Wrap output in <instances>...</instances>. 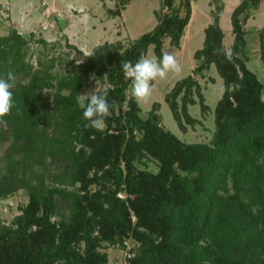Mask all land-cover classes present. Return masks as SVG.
<instances>
[{"label":"trees","instance_id":"trees-1","mask_svg":"<svg viewBox=\"0 0 264 264\" xmlns=\"http://www.w3.org/2000/svg\"><path fill=\"white\" fill-rule=\"evenodd\" d=\"M130 1L117 0L109 11L120 15ZM193 1L163 0L160 20L126 45L105 41L86 54L69 42L83 61L72 56L60 72L52 70L54 59H40L38 67L30 60L33 31L11 26L0 32V75L12 71L17 78L14 107L0 124V146L6 144L0 201L21 187L29 190L21 212L0 225V264H108L102 245L127 238L136 243L125 264H256L264 251V81L241 52L257 0H241L232 11V62L214 54L227 47L220 21L225 2L212 0L213 19L194 52L193 73L166 94L185 129V122L198 120L190 104L209 108L200 77L215 63L225 88L210 140L186 141L166 128L158 101L144 114L121 69L150 44L160 58L166 36L180 46ZM91 76L109 85L111 115L102 132L85 127L76 103ZM149 159L158 170L149 168ZM45 162L61 165L60 175L74 188L33 182L28 171Z\"/></svg>","mask_w":264,"mask_h":264},{"label":"rangeland","instance_id":"rangeland-1","mask_svg":"<svg viewBox=\"0 0 264 264\" xmlns=\"http://www.w3.org/2000/svg\"><path fill=\"white\" fill-rule=\"evenodd\" d=\"M5 0H0V17L6 16V13L2 10L1 4ZM51 1V0H49ZM63 5L68 9L70 5L76 8L80 4H84L90 9L92 18L89 20L91 23L87 28H79V34L76 37L91 47L87 51L81 48L86 54L91 53L94 48L105 41H121L123 44H128L131 39L138 37L143 32L148 31L154 27V25L160 20L162 12L164 10L163 0H131L126 5V9L122 11L121 15H115L109 11L110 8L116 7L117 0H60ZM212 0H195L192 9V19L186 27V31L190 32L189 38L183 35V42L181 47L170 43L169 36L164 39L163 49L164 51H172L180 62L182 71L180 73H169L163 79H157L152 82V94L151 96L141 104L143 113L146 114L152 107L155 101L160 103L159 111L161 113L163 125L176 133L179 137L186 141H208L213 135L215 128L214 109L218 99L221 97L225 83L215 63L211 64V67L206 70V76L200 77V81L203 85V90L206 96V102L209 105L205 111H202L201 104L195 102L189 105V110L193 116L198 118L194 123L185 122L186 128L180 127L177 119L173 114V110L166 100V94L174 87L175 83L182 77L193 73L194 67L197 64V59L194 56L196 49L202 47L205 31V26L209 23V14L211 13ZM226 5L222 11L221 25L225 32L224 42L228 49L232 48L234 41V34L232 32L231 14L237 0H225ZM12 8L9 12L12 15V22L17 21L20 25L22 18V9L25 0H10ZM44 0H28L29 6L28 18L32 19V23L29 27L40 28L43 30L41 33L38 30L33 31V39L31 42V57L30 60L34 63L35 67L40 66L39 60L43 62L51 63L52 59L55 60L52 70L54 72H60L63 67L68 66L67 61L72 56L78 57L77 62H82L80 54L75 49L69 46L73 43L70 38L64 35H58L56 38H47V34L53 33L55 30L53 27L54 16L50 18L49 14L43 12L42 6ZM72 12H75L71 9ZM94 13H97L94 15ZM69 14V13H68ZM4 15V16H3ZM59 15V14H58ZM61 15V14H60ZM83 19V18H82ZM4 19H0V32L6 33L9 31L11 25L3 26ZM84 20V19H83ZM45 22L50 26L44 30ZM103 24L106 29L103 28ZM207 22V23H206ZM96 23L95 28L92 24ZM47 25V24H46ZM245 27L247 28V45L243 48L241 55L246 57L247 63L251 69H253L258 77L264 81V65L260 57V32L264 27V0H260V6L253 8L249 17L246 20ZM29 29V28H27ZM29 31L28 33H30ZM88 35V36H87ZM264 35V32H263ZM51 37V36H48ZM46 40V42L43 41ZM70 42V43H69ZM75 44V43H73ZM77 45V44H76ZM78 46V45H77ZM79 47V46H78ZM70 52V54H69ZM146 54H150L156 57L154 44H150ZM79 55V56H78ZM29 57V56H28ZM94 76L90 77L88 90L91 91L96 85ZM101 83L103 82L100 78ZM83 92V93H84ZM0 146V170H6V159L3 157V151L5 148ZM149 168L158 170V162L155 159L147 160ZM61 164V163H60ZM62 166L59 164L40 163L31 168L27 176L32 179L33 182H44L48 185H57L68 189H73L74 185L68 184L66 180H63L61 174ZM80 183H77V185ZM232 182L229 183L230 191H233ZM252 190L250 193H254ZM249 193V187L244 189V195ZM122 196H125L124 192H120ZM29 199V190L27 187H21L17 189L13 194L0 201V225L9 224L13 221L14 217L21 212V205L26 203ZM62 210L66 211L67 206H62ZM136 240L133 238H127L124 244L120 243H107L102 245V249L108 252V264H125L129 256L134 254L133 245ZM256 264H264V251L257 259Z\"/></svg>","mask_w":264,"mask_h":264},{"label":"clouds","instance_id":"clouds-1","mask_svg":"<svg viewBox=\"0 0 264 264\" xmlns=\"http://www.w3.org/2000/svg\"><path fill=\"white\" fill-rule=\"evenodd\" d=\"M214 54L223 55L232 62L234 53L223 46L214 50ZM11 59L8 63L11 64ZM124 77L128 80L131 96L137 104L145 102L152 94V82L165 78L169 73H180L182 67L172 51L161 50V57L156 58L150 54H141L135 63L129 60L121 62ZM16 75L8 71L0 75V124L7 123L4 117L11 113L14 107L13 92ZM96 87L92 91L78 93L76 103L83 112L87 124L86 128L104 131L106 119L111 115V104L108 100L109 85L96 79Z\"/></svg>","mask_w":264,"mask_h":264},{"label":"crops","instance_id":"crops-1","mask_svg":"<svg viewBox=\"0 0 264 264\" xmlns=\"http://www.w3.org/2000/svg\"><path fill=\"white\" fill-rule=\"evenodd\" d=\"M10 1V0H9ZM27 1L28 0H25V4H23V9H22V18H21V22L20 25H18L17 21L15 22H12L13 19H12V15L10 13L9 15V12L11 11V9L6 13V16H4L3 18L0 17V19H4L2 20L3 21V26L6 27L8 25H11V26H15L19 29H21L24 33H27L29 31H35V30H38L40 31L41 33H43V30L40 28H31L29 27L30 24L33 22L31 18H28V5H27ZM195 1V0H194ZM193 1V3H194ZM241 0H237L236 3H235V6L240 2ZM131 2V1H130ZM129 2V3H130ZM225 2V5H226V1L224 0ZM128 3V4H129ZM212 3V1H211ZM257 7H253V8H258L260 6V0H257ZM43 4H45L46 7L42 6L43 8V12H46V14H49L50 15V18L52 16L55 17V19L52 21L53 22V27H54V31L53 33L51 34H47V38H56L58 37V35H64L66 34L70 40L77 44L80 48H83L84 50H88L89 48H91L87 43V39L85 42L81 41V40H78L79 38L76 37V34H79L80 32V29L79 28H87L88 26L91 25V23L89 22V20L92 18V13L90 12V9L88 7H86L84 4H80L77 8L73 5H70L68 6L69 8L67 9L65 7V5L62 4V2L60 0H44ZM234 6V7H235ZM225 7V6H224ZM11 8H12V5H11ZM213 8H214V4L212 3V8H211V13L209 14V21L207 22H211L212 19H213V15H212V11H213ZM251 8V11L252 12V9ZM71 9L75 12H72ZM126 9V7L124 8ZM123 9V10H124ZM224 9V8H223ZM234 9V8H233ZM122 10V11H123ZM223 11V10H222ZM233 11V10H232ZM69 13V14H68ZM59 14V15H58ZM61 14V15H60ZM97 13H94V15H96ZM122 14V13H121ZM120 14V15H121ZM84 20H83V19ZM191 19H192V15H191ZM190 19V21H191ZM221 20H222V15H221ZM220 20V21H221ZM232 21V20H231ZM206 22V23H207ZM190 23V22H189ZM208 23V24H209ZM47 24V25H46ZM207 24V25H208ZM95 28L97 27V24L96 23H93L92 24ZM206 25V26H207ZM10 26V27H11ZM104 29H106V26L103 24L102 22V25ZM205 26V27H206ZM50 26L48 25L47 22H45L44 24V30L48 29ZM29 28V29H27ZM264 28V27H263ZM262 28V29H263ZM247 29V28H246ZM205 30V28H204ZM233 32V31H232ZM264 32V30H263ZM225 33V32H224ZM234 34V33H233ZM247 34V33H246ZM185 37L186 38H189L190 36V32L189 31H186L185 30V33H184ZM48 36H51V37H48ZM88 36V35H87ZM205 36V35H204ZM225 37V35H224ZM247 38V37H246ZM204 41V40H203ZM182 42H183V36H182V39H181V45H182ZM247 43H248V40H247ZM181 45L179 47H181Z\"/></svg>","mask_w":264,"mask_h":264},{"label":"built area","instance_id":"built-area-1","mask_svg":"<svg viewBox=\"0 0 264 264\" xmlns=\"http://www.w3.org/2000/svg\"><path fill=\"white\" fill-rule=\"evenodd\" d=\"M1 8L4 12H8L11 9V2L9 0H5L1 4Z\"/></svg>","mask_w":264,"mask_h":264}]
</instances>
